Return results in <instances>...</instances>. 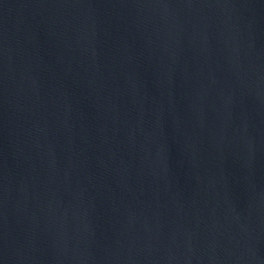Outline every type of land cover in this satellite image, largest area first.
Returning <instances> with one entry per match:
<instances>
[{"label": "water", "instance_id": "95a60500", "mask_svg": "<svg viewBox=\"0 0 264 264\" xmlns=\"http://www.w3.org/2000/svg\"><path fill=\"white\" fill-rule=\"evenodd\" d=\"M0 264H264V0H0Z\"/></svg>", "mask_w": 264, "mask_h": 264}]
</instances>
